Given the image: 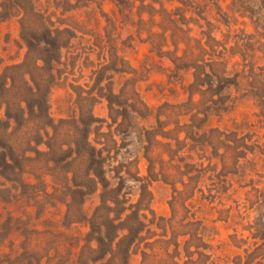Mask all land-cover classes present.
<instances>
[{"label":"rangeland","instance_id":"1","mask_svg":"<svg viewBox=\"0 0 264 264\" xmlns=\"http://www.w3.org/2000/svg\"><path fill=\"white\" fill-rule=\"evenodd\" d=\"M124 1L0 0V76L7 75L19 85L20 74L33 73L38 59V66L44 70L56 65L62 72L56 73L59 85L53 88L50 112L57 126L66 129L59 121H71L73 113H79L75 105L77 94L70 85L92 91L103 73L102 85H107L112 77L114 91L119 94L128 87L127 79L132 76L104 73L102 64L111 53L119 60L118 71L123 68L122 60L130 62L139 71L137 88L148 110L137 105V113H126L121 108L111 115L106 100L89 105L94 118L103 122L93 127L92 142L96 141L97 148L113 147L105 156L106 164L118 169L123 164L140 163L141 177L154 179L152 209L158 219L172 218L171 203L176 199L178 213L174 227L177 233L188 235L179 239L183 256L186 241L193 246L191 252L196 251L194 247L204 245L207 249L200 251L213 254L220 264L245 256L247 249L252 253L257 250L256 243L264 242L255 239L256 230L251 229L256 226L264 232V210L260 211L258 205L251 207L258 192L264 194V0H211L205 13L189 15L198 23L191 25L193 31L187 42L196 46L201 41L204 63L214 65V74L224 77L199 85L193 70L182 71L173 62L174 58L183 56V47L178 52L165 48L164 56H158L149 44L140 43L147 35L140 37L137 26H132L134 33L128 28L133 21L139 24L134 17L136 13L130 11L132 20L128 23L122 12L132 5L138 10L143 0H131L129 5ZM196 3L207 4L203 0ZM176 7L182 5L176 2L174 10ZM40 13H45L46 19ZM159 21L155 19L158 25ZM68 25L79 28L78 36L91 43L83 42L80 46L78 40L67 35L69 39L65 37L62 45L69 41L68 48L57 63L51 59L55 55V36L51 31L62 32ZM77 28L74 30L79 31ZM153 32L160 30L153 26ZM25 35L35 38L25 41ZM99 35L105 41L110 39L114 50L117 49L115 54L114 51L107 54L110 49L92 51ZM129 36L135 39L131 44ZM48 42L50 51L46 49ZM195 52L200 53L196 48ZM206 72L211 73V68L207 67ZM92 96L98 99L97 92ZM5 118L6 111H0V120ZM33 133L31 127L24 128L16 140L26 147ZM220 136L225 143L219 149L213 139ZM78 142L83 147L79 137ZM44 150L47 151L42 146L39 151ZM61 161L59 156L54 159L56 164ZM45 164L36 174L48 173L44 179L50 181L49 174L55 173L56 165ZM65 165L61 163L56 170V178L66 176ZM151 166L156 178L149 177ZM74 167L80 169L81 163ZM34 178L30 182L36 183ZM172 181H185V186L178 183L175 193ZM0 183H5L2 177ZM101 187L87 201L89 214L100 204ZM65 212L64 206H58L50 210L47 219L61 221L60 215H55L64 216ZM191 217L194 219L190 220ZM187 223L192 226L188 227ZM81 232L85 237L88 229ZM233 236L243 242L241 247L236 246ZM142 262L139 254L132 257L130 264Z\"/></svg>","mask_w":264,"mask_h":264},{"label":"trees","instance_id":"2","mask_svg":"<svg viewBox=\"0 0 264 264\" xmlns=\"http://www.w3.org/2000/svg\"><path fill=\"white\" fill-rule=\"evenodd\" d=\"M201 1L143 0L138 10L132 5L128 11L122 12L124 21L128 23L132 20L130 13H136L134 17H137L139 24L135 25L133 21L128 28L134 33L133 27L137 26L138 30L135 32L140 37L146 34V39L142 38L140 43L149 44L152 52L158 56H164L165 48H174L178 52L183 47V56L174 58L173 62L182 71L193 70L197 85L224 78L221 74H214V65L204 63L202 58L205 54L201 41L196 46H190L187 42L193 31L191 25L198 23L197 19L189 18V15L205 13L211 3V0H203L207 3L204 6L196 3ZM124 2L129 5L131 0ZM176 2L182 8L176 7L174 10ZM216 6L218 7L217 2ZM41 14L46 19L45 13ZM155 19L160 20L159 25L155 23ZM153 26L158 27L160 32L154 33ZM41 27H44V23ZM74 29L68 25L62 32L51 31V35L55 36V55L51 57L52 60L57 63L62 60L63 51L68 48L69 41L62 45L65 37L69 39L67 35L78 40L80 46L83 42L91 43L85 37L78 36L81 33L79 28V31ZM129 37L131 44L135 39L134 36ZM33 38L35 37L25 35L24 39L26 41ZM109 40L105 41L99 35L92 45V51L110 49L106 53L114 51L115 54L117 49L114 50V44ZM48 46L50 42L46 44V49L49 50ZM195 48L199 54H196ZM48 50L44 51L48 53ZM39 60L34 62L33 73L23 71L20 74L22 84L17 85L7 75L0 76V111H6V118L0 120V177L5 182L0 183V264H130L132 257L139 254L142 264H147L148 261L157 264H220L213 254L207 255L200 251L207 249L204 245L194 247L196 251L191 252L193 246L187 241L183 256V244L179 239L188 235L177 233L174 227L178 213L176 199L171 203L172 218L158 219L152 209L151 186L154 179L141 177L140 163L135 166L123 164L118 169L108 166L105 156L111 153L113 147L97 148L94 145L96 141L91 140L95 124L103 123L93 116L91 106L94 103L106 100L111 115L121 108L126 113H137V105L148 110L137 88L139 71L124 60L121 61L122 70L118 71L119 60L111 53V57H107L102 64L103 72L131 75L126 83L130 89L125 87L116 94L114 84L111 83L112 77L107 85H102L103 73L94 86L96 89L92 91L71 84L70 87L77 94L75 105L79 113L75 111L71 121L60 120L61 125H66V129H63L57 126L50 112V97L53 88L59 85L57 74L62 71L56 69V65H50L48 70H44L38 66ZM207 67L211 68V73L206 72ZM95 92L98 99L92 96ZM30 127L34 135H31L24 147L17 142L16 136L22 129ZM152 133L158 136V133ZM78 137L84 142L83 147H79ZM222 138L223 136L213 139V144L219 149L224 142L221 141ZM42 146L47 151H39ZM58 156L62 161L56 164L54 159ZM43 162H46V167L56 165L53 170L55 173L60 169L61 163L66 164V176L63 174V177L56 178L54 173L49 174L52 178L50 181L45 180L44 176L48 173L40 171L37 175ZM77 163H81L80 169L74 167ZM149 172L150 178H156L154 166L150 167ZM157 175L160 177L161 174ZM33 177L36 183L30 182ZM189 181L192 182L190 179ZM178 183L185 186V181L174 182L172 185L175 193ZM100 186V204L89 214L86 210L87 201L100 190ZM258 193L257 201L251 207L258 205L262 211L264 194ZM58 206L66 209L64 216L62 213L55 215H60L61 221L47 219L50 210ZM192 219L194 218L191 217L190 220ZM191 226L189 223L188 227ZM82 229H88L85 237ZM251 229L256 230L255 239L264 241V232L260 228L255 226ZM232 238L236 246H242L243 242L236 236ZM256 244L257 250L250 253L251 250L247 249L245 256L235 257L232 262L226 261L224 264H264V242L262 245Z\"/></svg>","mask_w":264,"mask_h":264}]
</instances>
